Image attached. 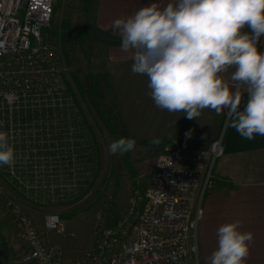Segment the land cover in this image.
<instances>
[{
  "label": "built area",
  "instance_id": "2783aa9c",
  "mask_svg": "<svg viewBox=\"0 0 264 264\" xmlns=\"http://www.w3.org/2000/svg\"><path fill=\"white\" fill-rule=\"evenodd\" d=\"M55 4L56 0H0V131L7 134L15 154V163L1 165L0 170L29 199L43 203L65 199L79 186L77 167L47 168L36 161L45 158L51 142L60 140L56 131L64 127L63 119L42 111L64 106L66 93L63 57L48 32ZM224 154V132L204 150L167 143L145 193L132 191L127 213L117 224L102 228L84 260L66 259L59 246H48L34 218L9 201L6 212L17 222L25 243L19 250L22 261L199 264L197 235L203 201L216 185V161ZM60 225L58 213L45 215L46 229L56 231Z\"/></svg>",
  "mask_w": 264,
  "mask_h": 264
},
{
  "label": "clouds",
  "instance_id": "9594fccd",
  "mask_svg": "<svg viewBox=\"0 0 264 264\" xmlns=\"http://www.w3.org/2000/svg\"><path fill=\"white\" fill-rule=\"evenodd\" d=\"M245 27L251 34L242 33ZM113 28L121 34V49L134 50L131 70L148 77L158 108L183 112L189 119L205 108L217 115L227 108V124L242 138L264 136V53L257 47L264 35V0H176L163 9L153 3L116 19ZM233 66L231 80L247 88L243 110L241 91L233 92L219 75ZM135 146L134 139L121 137L107 150L123 155ZM14 163V148L0 131V165ZM239 227L231 222L218 228L210 264H245L253 235Z\"/></svg>",
  "mask_w": 264,
  "mask_h": 264
},
{
  "label": "crops",
  "instance_id": "0c3cea01",
  "mask_svg": "<svg viewBox=\"0 0 264 264\" xmlns=\"http://www.w3.org/2000/svg\"><path fill=\"white\" fill-rule=\"evenodd\" d=\"M153 3L163 9L169 3L175 4L176 0H99L97 23L107 33L121 37L113 28V22L127 19ZM242 33L251 34L247 27ZM257 47L264 53V35L257 41ZM133 55L134 50L125 52L121 44L112 45L108 50L111 93L134 139L152 141L158 138L204 150L224 132L225 154L216 161V185L203 201L197 235L199 264H210L211 254L218 248V228L231 222H239V231L253 235L245 264H264V136L257 134L252 140L242 138L228 126L231 117L227 108L219 115L205 108L192 119L183 112L158 108L149 95L148 77L131 70ZM234 71L233 66L219 75L233 92L241 85L239 110H243L248 100L247 88L231 80ZM7 233L10 235L0 231V264H28L19 255L18 235L13 230Z\"/></svg>",
  "mask_w": 264,
  "mask_h": 264
},
{
  "label": "trees",
  "instance_id": "16d2710c",
  "mask_svg": "<svg viewBox=\"0 0 264 264\" xmlns=\"http://www.w3.org/2000/svg\"><path fill=\"white\" fill-rule=\"evenodd\" d=\"M79 2L78 11L75 6H70L64 19L58 24L53 20L48 28L52 40L55 37L60 38V47L68 69L63 74L66 81L64 106L43 108L42 111L47 112L50 118L63 119L64 127H59L56 131L57 138L60 140L48 145L50 149H46L45 158L36 160L47 168L50 166L58 168L60 165L65 168L77 167L79 177L77 193L52 202L64 205L77 203L97 184L104 161L103 144L99 137L102 131L108 134L112 142L121 137L134 139L111 93L110 72L103 74L96 71L94 65L95 56L102 57L108 54L112 45L121 44V37H115L99 27L97 23L99 0H79ZM76 16H78L77 24ZM78 61L84 64L83 68L73 70L72 68ZM105 94L108 95V99H105ZM70 127L73 130L69 131ZM50 128L54 130L53 126ZM134 140L136 141L135 148L145 146L149 153L154 155L169 143L168 140H161L158 144H153L151 141ZM132 152L133 150L123 154L121 162L133 180L132 191L139 190L145 193L148 181L147 179L137 181L139 170L136 163L138 159L133 158ZM115 165V163L112 164V172L116 175L115 188L111 191L112 196L116 195L121 185L118 176L121 173L117 171ZM53 174L57 173L54 171ZM0 176L27 197L18 185L10 181L6 172L0 170ZM110 218L107 226H113L120 220L117 213Z\"/></svg>",
  "mask_w": 264,
  "mask_h": 264
},
{
  "label": "rangeland",
  "instance_id": "374dc122",
  "mask_svg": "<svg viewBox=\"0 0 264 264\" xmlns=\"http://www.w3.org/2000/svg\"><path fill=\"white\" fill-rule=\"evenodd\" d=\"M76 7L78 11L79 0H56L54 18L58 24L64 19L69 7ZM78 15V13L76 14ZM76 16V24L78 23ZM75 24V25H76ZM58 53L63 57L62 66L64 71L68 69L65 64L64 54L60 47V38H53ZM78 56H80L78 54ZM95 70L101 73L110 71L111 62L108 54L102 57H96L94 60ZM84 64L78 61L73 70H81ZM70 70V68H69ZM238 89V86H237ZM240 89V88H239ZM105 99L108 95L105 94ZM103 144L104 161L100 169V177L97 184L87 192V194L75 204L64 205L54 203L35 202L23 195L21 191L12 186L4 177L0 176V231L10 235L12 231L18 235L19 247L24 246V240L21 235L19 226L13 216L6 212L9 201H14L28 214H30L43 233L44 241L48 246H59L66 259L84 260L93 250L99 234L103 227L107 226L109 218H113L115 213L121 219L128 211L132 190L133 180L128 175L122 161V155L110 154L108 145L112 140L105 131L99 136ZM161 151L154 155L149 153L145 146H137L132 156L137 160L136 167L139 170L138 182L149 179L150 174L158 164V156ZM116 164V169L121 173L118 174L121 185L116 195L112 196L111 191L115 188L116 175L112 172V164ZM115 176V177H114ZM49 212L58 213L61 218L59 230L51 231L44 227L45 215ZM110 218V219H111ZM12 227V230H11ZM6 235V236H7ZM9 236H7L8 238Z\"/></svg>",
  "mask_w": 264,
  "mask_h": 264
}]
</instances>
